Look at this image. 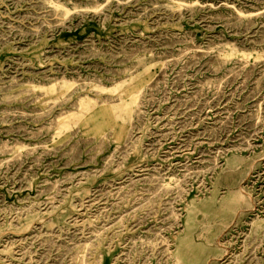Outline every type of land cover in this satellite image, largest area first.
Wrapping results in <instances>:
<instances>
[{
    "label": "rangeland",
    "instance_id": "374dc122",
    "mask_svg": "<svg viewBox=\"0 0 264 264\" xmlns=\"http://www.w3.org/2000/svg\"><path fill=\"white\" fill-rule=\"evenodd\" d=\"M0 264H264V0H0Z\"/></svg>",
    "mask_w": 264,
    "mask_h": 264
}]
</instances>
